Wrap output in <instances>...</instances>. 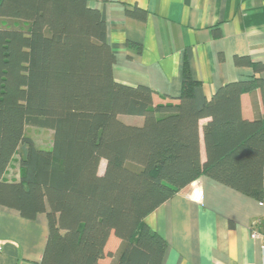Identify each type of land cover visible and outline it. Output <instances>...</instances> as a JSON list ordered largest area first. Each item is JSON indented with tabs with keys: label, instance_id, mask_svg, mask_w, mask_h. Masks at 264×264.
<instances>
[{
	"label": "trees",
	"instance_id": "obj_1",
	"mask_svg": "<svg viewBox=\"0 0 264 264\" xmlns=\"http://www.w3.org/2000/svg\"><path fill=\"white\" fill-rule=\"evenodd\" d=\"M114 61L104 15L87 0H0V205L46 214L41 264H161L167 242L144 218L182 187L208 175L263 193L264 119L240 107L260 76L224 83L199 106L185 68L177 101L153 103L151 87L114 80ZM27 125L51 130L50 147ZM111 234L120 243L107 253Z\"/></svg>",
	"mask_w": 264,
	"mask_h": 264
},
{
	"label": "crops",
	"instance_id": "obj_2",
	"mask_svg": "<svg viewBox=\"0 0 264 264\" xmlns=\"http://www.w3.org/2000/svg\"><path fill=\"white\" fill-rule=\"evenodd\" d=\"M87 4L104 15L117 82L151 87L153 103L176 102L186 68L197 81L192 90L200 106L224 83L260 76L263 88L242 93L240 107L244 118L264 119V69L254 71L246 62L264 63V0H87ZM126 117L130 124L142 123L139 115ZM208 119L199 120L201 161L206 158L203 126ZM18 159L14 154L4 174L7 179L18 178ZM196 188L203 191L201 203L193 200ZM144 221L167 242L161 264H264L260 240L250 234L253 229L264 233V166L259 198L202 175ZM47 225L44 212L27 219L0 205V264H41ZM119 243L111 234L105 251L115 252ZM104 260L109 262L110 257Z\"/></svg>",
	"mask_w": 264,
	"mask_h": 264
},
{
	"label": "rangeland",
	"instance_id": "obj_3",
	"mask_svg": "<svg viewBox=\"0 0 264 264\" xmlns=\"http://www.w3.org/2000/svg\"><path fill=\"white\" fill-rule=\"evenodd\" d=\"M124 119L126 121H128V118L126 116L124 117ZM25 133L28 136H31L33 138L35 144L38 147H41V148H49L50 147L51 142H52V131L51 130L46 129V128H40V127L33 126V125H27ZM20 148L22 149L23 147H20ZM103 164H104V162H102L100 164V167H99L100 173L103 169ZM11 165H13V167H16V165H14V164H11ZM10 172H13V170H10Z\"/></svg>",
	"mask_w": 264,
	"mask_h": 264
},
{
	"label": "built area",
	"instance_id": "obj_4",
	"mask_svg": "<svg viewBox=\"0 0 264 264\" xmlns=\"http://www.w3.org/2000/svg\"><path fill=\"white\" fill-rule=\"evenodd\" d=\"M202 195L203 191L201 188H196L194 194H193V200L197 203H201L202 201ZM254 223H259V220H255ZM251 236L253 238H257L260 240L261 248L264 249V233L257 231L256 229L251 230Z\"/></svg>",
	"mask_w": 264,
	"mask_h": 264
}]
</instances>
